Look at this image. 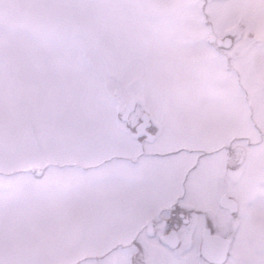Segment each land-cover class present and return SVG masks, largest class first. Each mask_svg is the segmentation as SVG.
Returning a JSON list of instances; mask_svg holds the SVG:
<instances>
[{
	"label": "rangeland",
	"instance_id": "obj_1",
	"mask_svg": "<svg viewBox=\"0 0 264 264\" xmlns=\"http://www.w3.org/2000/svg\"><path fill=\"white\" fill-rule=\"evenodd\" d=\"M128 98L159 121V145L209 143L174 249L139 234L136 168L92 166L125 152ZM222 141L243 150L223 186ZM204 226L230 241L217 264H264V0H0V264H212Z\"/></svg>",
	"mask_w": 264,
	"mask_h": 264
},
{
	"label": "flooded vegetation",
	"instance_id": "obj_2",
	"mask_svg": "<svg viewBox=\"0 0 264 264\" xmlns=\"http://www.w3.org/2000/svg\"><path fill=\"white\" fill-rule=\"evenodd\" d=\"M210 35H213V38L208 39ZM206 41L215 47H220L229 45L232 39L229 35L218 37L215 36L214 33H207ZM157 50L161 52L164 51L161 49ZM119 116L120 120L118 119L117 121L118 130L124 133L125 129H127V132L129 133L132 140H130L129 136L127 135L125 138H117L118 144L116 143V149H123L125 152L112 151L109 154H106L104 157L98 159L95 163H93L92 166H98L102 162L111 159L110 161L120 160L126 163L128 166H131L134 169L136 168L140 178V183L137 185V187L141 192V194L138 196V200L139 202L141 201L143 205L146 204L147 207V210L143 212L144 214H142V210L137 213L139 219H141V228H139V234L142 236L143 241H145L143 238H147L153 240L152 242L155 243L156 239L159 242V237L161 235L173 230L176 236V242L173 244L171 249H174L179 243L178 229L176 228V224L179 222L183 223L181 216H183L184 220H186L188 223V215L190 214V212L187 211L188 209L186 208V205L179 206L177 201L179 199L183 200L186 198L184 197L186 191L192 188L194 181L193 173L196 174V178L200 176L201 181L205 183L208 182V175L206 174V171L208 173V168L204 161L209 159L208 155H210V151L206 149L209 147V143H205L200 140V143L204 144L203 146L198 145L200 143L193 144V141H182L180 143H173L172 141L168 142L166 145H159L154 128L155 126L153 125L156 124L161 128L159 121H157L154 117H150L145 108H138L134 100L132 99L131 101L130 98L123 101ZM186 128H190L188 122H185L184 129ZM126 139H128V141ZM231 147L232 145L230 143L225 144L222 141L221 144L215 148L220 151H228L221 159V171L219 172V176H217L219 185L221 182L222 186L224 185L223 178L225 171L227 169H235L237 165H239V162L242 158L241 152H243V150L241 148L239 149L238 147H233L236 152L240 153L236 157L235 155L233 156ZM81 167L84 168L89 166L82 165ZM157 192L164 193L155 199ZM145 194L150 201L145 202L143 200L142 197ZM214 194L219 195L217 200L218 205L219 198L222 194L231 197L229 194H226L220 190L218 193L215 191ZM174 202L176 206L174 210H172V204ZM219 206L224 211L226 210L230 213H234L237 209L236 202L235 208L233 210H229L225 206ZM169 216L171 219H168ZM165 220H167L166 230L163 227ZM161 224H163L162 227L160 226ZM168 238L169 237H165L164 239ZM133 240L135 239L133 238ZM135 241L136 243L134 245L139 247L141 244L139 241ZM159 244L163 245L164 247H168L166 244L161 242H159ZM229 245L226 256L221 263H225L226 258L229 256ZM200 258L202 257L200 256ZM205 261L215 264L214 262L207 260Z\"/></svg>",
	"mask_w": 264,
	"mask_h": 264
},
{
	"label": "water",
	"instance_id": "obj_3",
	"mask_svg": "<svg viewBox=\"0 0 264 264\" xmlns=\"http://www.w3.org/2000/svg\"><path fill=\"white\" fill-rule=\"evenodd\" d=\"M213 38L210 35L208 39ZM219 205L227 207L229 210L235 208L234 200L222 194L219 198ZM169 237L168 239H164ZM159 240L168 246L172 247L176 242V236L173 230L161 235ZM229 245V239L222 235L213 233L210 231L209 227L205 226L201 229L200 240L198 243V252L202 258L207 261L220 263L224 260Z\"/></svg>",
	"mask_w": 264,
	"mask_h": 264
},
{
	"label": "snow or ice",
	"instance_id": "obj_4",
	"mask_svg": "<svg viewBox=\"0 0 264 264\" xmlns=\"http://www.w3.org/2000/svg\"><path fill=\"white\" fill-rule=\"evenodd\" d=\"M175 206L176 205H175V202H174L172 204V210H174ZM168 219H171V217L169 216ZM181 220H182L183 223H187V221L184 220L183 216H181ZM163 227H164L165 230L167 229V220H165ZM161 264H163V262H161ZM173 264H178V262H173Z\"/></svg>",
	"mask_w": 264,
	"mask_h": 264
}]
</instances>
